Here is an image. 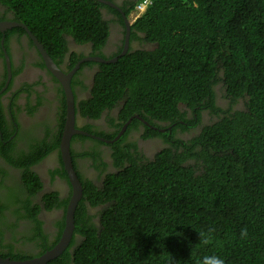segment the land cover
Returning <instances> with one entry per match:
<instances>
[{
    "label": "trees",
    "instance_id": "trees-1",
    "mask_svg": "<svg viewBox=\"0 0 264 264\" xmlns=\"http://www.w3.org/2000/svg\"><path fill=\"white\" fill-rule=\"evenodd\" d=\"M0 1L54 57L67 51V34L97 48L108 38L98 0ZM132 35L154 47L101 64L81 109L98 116L123 100L124 120L139 114L167 121L159 124L167 129L163 134L156 131L169 145L154 160H133L109 173L103 186L86 180L92 204L108 203L101 226L80 203L75 231L82 240L46 264H199L211 253L226 264H264V0H152ZM219 82L230 98L226 108L216 102ZM181 104L195 113L187 117ZM204 108L218 119L201 123L190 138L174 135L202 122ZM59 143L5 157L26 167L23 182L35 191L42 180L29 165ZM29 206L39 221L37 205ZM7 207L0 201V215ZM0 255L31 256L13 250Z\"/></svg>",
    "mask_w": 264,
    "mask_h": 264
},
{
    "label": "flooded vegetation",
    "instance_id": "flooded-vegetation-1",
    "mask_svg": "<svg viewBox=\"0 0 264 264\" xmlns=\"http://www.w3.org/2000/svg\"><path fill=\"white\" fill-rule=\"evenodd\" d=\"M98 1L104 4L100 8L109 25L108 38L100 48L93 42L79 43L67 34V51L63 57H54L26 28L24 31L16 29L22 26L0 29V168L6 170V173L0 170V201L8 204L0 215L1 251H24L31 255L29 258H33L56 245L65 226L66 210L73 195L68 172L64 169L60 143L38 162L29 165L42 180V187L35 191L23 182L26 167L16 166L5 157L6 154L19 158L23 151H33L34 146L41 143L54 147L56 140L61 142L67 125L68 101L63 80L47 65L39 43L63 73L69 74L79 64L70 80L75 101L74 127L79 130L73 132L70 147L74 168L83 186L77 207L85 203L91 220L97 226H101L102 213L108 203L93 205L85 193L84 182L90 180L103 186L109 173L132 164L133 160L139 163L154 160L157 153L169 145L166 137L156 131L165 128L159 127V124L167 125V121L149 120L135 114L128 122L130 118L124 120L120 112L123 100L112 107H104L98 116L81 109V102L93 94L95 77L101 71V64L109 63L95 60L94 57L118 59L124 51L154 47L144 37L141 39L132 35L135 22L132 6L135 0H109L116 6ZM0 21H18L14 12L1 1ZM222 99H226V102L221 103ZM216 102L225 108L231 103L230 98L225 96L221 82L216 85ZM239 105L235 103V107ZM180 106L187 117L195 113L185 104ZM201 113L202 122L188 126L189 129L185 131L179 127L180 132L177 128L174 135L190 138L201 123L218 119V115L209 109L204 108ZM135 117L138 121H133ZM126 123L124 132L115 139ZM165 131L160 130L162 134ZM47 194L51 197L46 201L44 197ZM28 201L34 207L37 205L39 221L32 217L33 209L27 207ZM82 238L74 229L67 249L73 252ZM73 239L75 243H72Z\"/></svg>",
    "mask_w": 264,
    "mask_h": 264
},
{
    "label": "water",
    "instance_id": "water-1",
    "mask_svg": "<svg viewBox=\"0 0 264 264\" xmlns=\"http://www.w3.org/2000/svg\"><path fill=\"white\" fill-rule=\"evenodd\" d=\"M102 1H105L110 5L116 6L115 3H113L112 1H109V0H102ZM15 26H22L26 28L27 30H29L28 27L23 22H20V21H0V29H4L8 27H15ZM129 26H130V23H129ZM31 35L34 37L32 33ZM35 40L36 42H39L36 38ZM39 46L46 59L47 65L50 66L55 71V73L63 80V84L66 89V95H67V101H68V111H67L68 120H67V125H65V130L63 132L62 139L60 142V151L62 154V159L64 161L65 169L67 170L70 181H71L73 195H72V198L66 210L65 226L63 228L61 237L56 245H54L52 248L47 250L42 255L36 256L33 258L14 259L11 257H4L0 255V264H46L50 260L62 254L67 249L68 245L70 244L73 233H74L75 212H76L78 201L81 197L82 190H83V186L80 181V178L77 174V171L74 168V164L72 161V155H71V147H70V140H71V136L73 132L79 131L75 129L74 127L75 101H74V94H73L72 86L70 83L71 77L79 64H77L75 68L69 74L63 73L58 68V66L55 64L53 59L47 54L46 50L43 48V46L40 43H39ZM125 53L126 52L124 51L121 53V55ZM93 59L98 60V61H103V62H112V61H116L117 57L113 59L94 57ZM129 121H131V118L128 120V122ZM127 123L124 125L123 129L116 136L115 139H118L120 135L124 132V130L126 129Z\"/></svg>",
    "mask_w": 264,
    "mask_h": 264
},
{
    "label": "clouds",
    "instance_id": "clouds-1",
    "mask_svg": "<svg viewBox=\"0 0 264 264\" xmlns=\"http://www.w3.org/2000/svg\"><path fill=\"white\" fill-rule=\"evenodd\" d=\"M141 0H139L138 1V3L140 2ZM137 3V4H138ZM137 4L135 5V7H134V11L136 10L135 8H136V6H137ZM148 8V7H147ZM147 10V9H146ZM145 10V11H146ZM144 11V12H145ZM143 12V13H144ZM143 13H141V14H136V12L135 13H132L133 14V17H134V20H136L138 17H140ZM30 31V30H29ZM138 117H139V114L137 115ZM161 131H164L165 130V128H161L160 129ZM210 237H205V240H204V243H207V241H208V239H209ZM199 264H226V261H225V258L224 257H222L221 255H219V254H217V253H211V254H208V255H203V256H201L200 257V259H199Z\"/></svg>",
    "mask_w": 264,
    "mask_h": 264
},
{
    "label": "built area",
    "instance_id": "built-area-1",
    "mask_svg": "<svg viewBox=\"0 0 264 264\" xmlns=\"http://www.w3.org/2000/svg\"><path fill=\"white\" fill-rule=\"evenodd\" d=\"M151 2L152 0H141L135 8L136 14L138 15L143 13L147 9L148 5L151 4Z\"/></svg>",
    "mask_w": 264,
    "mask_h": 264
},
{
    "label": "rangeland",
    "instance_id": "rangeland-1",
    "mask_svg": "<svg viewBox=\"0 0 264 264\" xmlns=\"http://www.w3.org/2000/svg\"><path fill=\"white\" fill-rule=\"evenodd\" d=\"M222 92H223V89H222ZM222 102H226V99H222L221 103H222Z\"/></svg>",
    "mask_w": 264,
    "mask_h": 264
}]
</instances>
